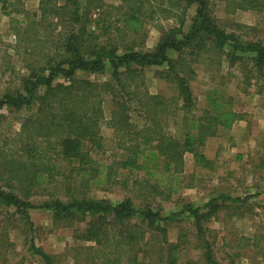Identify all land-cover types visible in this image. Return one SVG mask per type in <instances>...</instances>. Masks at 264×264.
<instances>
[{
	"label": "trees",
	"instance_id": "16d2710c",
	"mask_svg": "<svg viewBox=\"0 0 264 264\" xmlns=\"http://www.w3.org/2000/svg\"><path fill=\"white\" fill-rule=\"evenodd\" d=\"M91 1L81 5L80 0H65L62 6H56L41 0L40 21L24 22L26 25L18 29V42L26 45L22 53L25 72L17 74L18 87L0 97V111L14 115L18 123V133L9 139V148L4 142L0 149V207L11 208L13 215L25 220L27 209H45L54 224L74 223V239L89 244L83 249L91 264H178L182 230L174 241L167 237L169 223L176 222L174 214L162 216L159 209L150 204L137 206L130 197L111 203L82 193L89 180H97L101 173L98 181L102 182V168L110 176L111 165H101L93 158L105 146L100 131L116 132L119 143L127 138L123 141L126 147L121 146L125 153L121 169L148 171L151 162L157 161L158 167L161 160V172L180 174L185 154L198 164L207 163L201 148L217 135L219 126L229 130L238 116L229 111L211 115L206 110L199 117L192 115L195 99L190 83L197 76L194 65L202 58L217 66L222 62L229 67L250 63L264 88V46L243 41L221 28L213 15L214 0H120L118 7H110L123 10L113 22L117 35L108 32L112 23L105 22L100 8L102 19L95 22L100 25V35L87 28L94 9ZM215 1L224 3L230 13L264 9V0ZM192 7L194 14L183 32ZM146 13H165L175 24L163 32L152 52L144 50L143 41L138 43L136 38ZM48 21L56 26V44L42 40L50 37L48 34H42L44 38L29 37ZM148 68L159 69L175 95L167 98L146 91L140 95L137 82ZM106 70L109 78L101 83L76 77L77 72L93 75ZM56 79L62 82L56 83ZM103 96L112 103L108 118L102 109ZM132 102L143 114L140 127L132 121L133 115L139 116L129 108ZM221 108L216 105V110ZM179 112L186 130L177 136L164 132L160 118L176 119ZM4 119L0 113V128ZM36 196L46 197L37 207L30 202ZM247 200L223 196L210 199L202 207L186 205L184 210L195 228L198 244L209 251L203 225L217 214L223 202L241 206ZM30 250L50 264L32 243ZM205 259L207 264H217L209 252Z\"/></svg>",
	"mask_w": 264,
	"mask_h": 264
},
{
	"label": "rangeland",
	"instance_id": "374dc122",
	"mask_svg": "<svg viewBox=\"0 0 264 264\" xmlns=\"http://www.w3.org/2000/svg\"><path fill=\"white\" fill-rule=\"evenodd\" d=\"M40 1L0 0V97L5 91L17 88V74L25 72V56L22 53L26 45L25 42H18L17 32L26 24L40 21ZM84 1L80 0L81 5L85 4ZM44 2L62 6L65 0ZM91 2V10L94 9L90 13L91 24L87 28L100 35V25L95 23L102 19L100 8L105 22L112 23L108 32L117 35L112 29L113 22L123 10L110 7H118L120 0ZM212 5L213 15L221 28L239 35L243 41L260 42L264 46V9L261 12L230 13L224 8V3L214 0ZM193 14L192 7L182 26L183 32L187 31ZM173 20L165 13L151 16L146 13L136 35L138 43L143 41L144 50L154 51L163 32L175 26ZM55 29L54 23L48 21L43 27H36L35 33L29 37L40 38L42 34H48L50 37L42 40L56 44ZM46 49V46L42 47V52ZM170 56L176 58L173 53ZM214 63L202 58L198 65H194L197 76L190 83L195 99L192 115L199 117L205 110L211 115L229 111L235 113L238 119L229 130L219 126L217 135L205 142L201 153L206 157L207 163L198 164L190 154H185L184 169L180 174L161 172V160L158 167H155L157 161L151 162L148 171L121 169L120 162L125 160L121 146L126 147L127 144L123 141L127 138L121 139L119 143L116 141V132L102 129L100 134L105 140V146L93 158L101 165H111L110 176L102 168L105 173L102 182L98 181L102 177L101 173L97 180H89L82 193L86 197L105 199L111 203L130 197L137 206L150 204L159 209L162 216L174 214L176 222L169 223L167 237L174 241L182 230L184 237L181 238L183 244L178 264H207V252L211 253L217 264H264V88L257 73L252 72L250 63L244 64L245 66L236 63L233 67L225 62L219 66ZM76 77L101 83L108 80L109 71L93 75L77 72ZM161 77L159 69H146L137 82L140 95L145 91L167 98L175 95L172 86ZM55 82L61 83L62 79H56ZM216 105H221L222 108L216 110ZM129 108L135 113L138 111L140 117L133 115L132 121L140 127L143 124V114L141 115L139 107L132 102ZM102 109L104 116L108 118L112 109L109 97L103 96ZM0 113L5 117L0 128V149L4 142L8 143L6 147L9 148V139L18 133V123L14 115L6 110H1ZM181 118V112L176 119L160 118L162 130L176 136L181 134L187 127ZM61 177L58 178L59 181H62ZM87 178L88 176L85 179ZM223 196L248 200L241 206L223 202L217 214L203 225L205 243L210 244L207 251L204 245L198 244L195 228L184 208L186 205L202 207L210 199ZM45 199V196H36L30 202L37 207ZM220 201L219 203L222 202ZM26 215L27 220L13 215L11 208L0 207V264H46L42 258L32 253L31 243L49 258L50 264H91L83 249L89 244L74 239V223L69 226L54 224L50 212L40 208L27 209ZM241 236L245 239L240 240ZM76 252L80 254L76 256Z\"/></svg>",
	"mask_w": 264,
	"mask_h": 264
}]
</instances>
